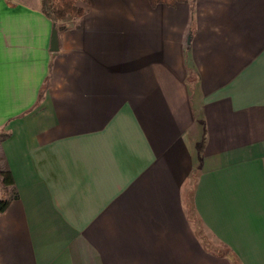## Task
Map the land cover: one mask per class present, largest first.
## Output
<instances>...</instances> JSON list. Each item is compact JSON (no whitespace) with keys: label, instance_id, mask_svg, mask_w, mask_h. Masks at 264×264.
Returning a JSON list of instances; mask_svg holds the SVG:
<instances>
[{"label":"crops","instance_id":"1","mask_svg":"<svg viewBox=\"0 0 264 264\" xmlns=\"http://www.w3.org/2000/svg\"><path fill=\"white\" fill-rule=\"evenodd\" d=\"M78 5L0 0V264H264V0Z\"/></svg>","mask_w":264,"mask_h":264},{"label":"trees","instance_id":"2","mask_svg":"<svg viewBox=\"0 0 264 264\" xmlns=\"http://www.w3.org/2000/svg\"><path fill=\"white\" fill-rule=\"evenodd\" d=\"M85 0H41L42 11L55 23L82 16L85 9L78 5L79 2ZM152 5L164 2L172 5L176 2L186 0H149ZM1 181L4 186L14 184L13 177L9 170L0 171ZM17 196V194H16ZM9 204V199L0 200V212L4 211Z\"/></svg>","mask_w":264,"mask_h":264},{"label":"rangeland","instance_id":"3","mask_svg":"<svg viewBox=\"0 0 264 264\" xmlns=\"http://www.w3.org/2000/svg\"><path fill=\"white\" fill-rule=\"evenodd\" d=\"M3 170H5V167H4L3 157H2L1 152H0V171H3ZM195 177H196V172H194V175L192 176L191 179L189 177L187 178L185 186L182 187V189H181V194L182 193L184 194V198H185V200H187L188 203L191 200V192L193 190ZM1 180L2 179L0 176V197L2 199H4L6 196L12 195V192H11L9 186H4L2 184ZM197 223H196V226L198 227V231L200 232V234L204 238V236H206L205 231L199 224L197 225ZM223 251H225V249Z\"/></svg>","mask_w":264,"mask_h":264},{"label":"water","instance_id":"4","mask_svg":"<svg viewBox=\"0 0 264 264\" xmlns=\"http://www.w3.org/2000/svg\"><path fill=\"white\" fill-rule=\"evenodd\" d=\"M52 49H57V32L54 30L53 32V38H52Z\"/></svg>","mask_w":264,"mask_h":264}]
</instances>
